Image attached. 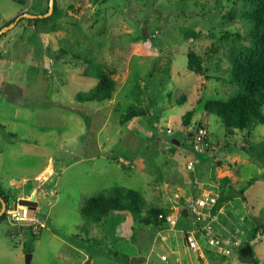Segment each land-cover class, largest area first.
Segmentation results:
<instances>
[{
    "label": "rangeland",
    "instance_id": "rangeland-1",
    "mask_svg": "<svg viewBox=\"0 0 264 264\" xmlns=\"http://www.w3.org/2000/svg\"><path fill=\"white\" fill-rule=\"evenodd\" d=\"M22 1L0 0V28L24 10L47 12V0ZM56 3H72L77 11L36 20L23 16L0 33V87L7 90L0 95V120L36 140L22 142L19 154H0V182L8 187L2 189L10 205L30 188L39 199L30 221L18 225L0 218V264H27V253H32L30 264H130L127 255L140 264H252L240 260L237 251L225 256L189 250L178 223L157 227L126 210H114L98 222L81 215L86 198L116 185L141 192L143 216L150 207L170 215L174 192L187 198L198 194L190 181L194 175L201 179L198 169L206 160L198 147L219 151L225 203L221 232H231L242 244L252 241L254 264H264V240L253 234L252 224L264 222V122L228 135L217 116L198 103L225 99L237 90L226 72L235 47L246 43L249 5L245 0ZM190 51L200 57L201 71L187 67ZM98 64L118 69L114 97L78 101L75 94L96 82ZM16 92L29 120L14 121L8 102L16 100L10 97ZM130 107L147 113L122 122ZM188 109L194 112L184 124L181 116ZM202 125L206 134L197 141ZM7 141L0 140V148ZM226 142L234 148H226ZM47 152L55 171L35 180ZM233 175L237 182L230 183ZM11 177L18 187L9 184Z\"/></svg>",
    "mask_w": 264,
    "mask_h": 264
},
{
    "label": "trees",
    "instance_id": "trees-1",
    "mask_svg": "<svg viewBox=\"0 0 264 264\" xmlns=\"http://www.w3.org/2000/svg\"><path fill=\"white\" fill-rule=\"evenodd\" d=\"M245 2L249 5L245 14L250 20L245 32L244 39H246V43L235 47L231 65L226 72L227 80L236 86L237 90L225 99L209 98L198 102L205 112L217 116L216 118L220 120L228 135H234L238 130L246 129L248 131L256 123L264 122V0H245ZM48 3L49 0H47V6ZM53 8L51 15L47 16L48 18L53 17L54 13L59 16H68L76 13L73 12L74 8H76L74 4H70L68 7H59L56 0H54ZM74 11L77 10L75 9ZM38 18L37 16L35 20ZM187 56V67L195 71H201L202 64H200V57L193 51L188 52ZM85 62L89 63L88 60ZM94 71L96 74V82L89 90L75 94V98L78 101L103 102L114 97L118 75L117 68L98 64ZM193 112V109H188L181 116L184 124L190 123ZM146 113L144 107H130L122 114V122ZM202 126L206 127L205 125ZM0 127H2L1 123ZM226 144L227 146L230 145L229 143ZM197 149L199 151H209V149L201 147ZM0 195L6 202V209L0 215V218H3L7 216L6 210L11 205L8 195L1 186ZM144 205V198L139 190L116 185L107 192H99L86 198L80 211L82 217L87 222H98L114 210H126L134 218L139 219L140 222H153L157 227L168 224L167 218L169 211L167 209L150 207L148 209V216L146 217L143 216ZM160 214H162V217H159ZM263 224L259 223L255 227L253 231L254 235L260 230L261 226L264 228ZM236 251L239 253V259L243 262L249 263L253 261L252 264L255 263L252 241H246L244 244H241ZM126 259L129 260L130 264H140V259L133 256L127 255Z\"/></svg>",
    "mask_w": 264,
    "mask_h": 264
},
{
    "label": "crops",
    "instance_id": "crops-1",
    "mask_svg": "<svg viewBox=\"0 0 264 264\" xmlns=\"http://www.w3.org/2000/svg\"><path fill=\"white\" fill-rule=\"evenodd\" d=\"M33 13H35V12H33ZM0 55H2V52H0ZM2 89L6 90V87H3V86L0 87V95H1V92H3ZM12 90H14V89H12ZM6 94L9 96L8 93H6ZM16 95H18V96H16ZM10 97L12 99H16L15 101H9L8 102L9 105H10L11 111H12L11 113L13 115V118L15 119L14 121L19 119L20 117L28 119L27 117H25V114L22 113V110H23L24 106H23L22 102L19 100V98L22 97V96L19 95L16 92V93L11 94ZM17 99H18V102H17ZM142 115H137V116H134V117H142ZM21 120H23V119H21ZM0 123L2 124V127H0V129L4 130L3 132H0V135H1L0 136V140H2L3 138H4V142H6L8 140L7 141L8 143L5 144V147L4 148H0V154H2V153L6 154L8 152L7 150L11 151L8 154H11V155H14V153L15 154L16 153L19 154V150L18 149H19V146L21 147V143L22 142L25 141L26 144L29 145V144H32L33 142L36 141L35 138H31L29 135H27V134L25 135L24 133L22 134L18 130H16L15 128H12V130L7 129L6 128V124H5L4 121L0 120ZM234 135L236 136V133ZM228 142H231V141L229 140ZM228 142H226V143H228ZM226 143H224L226 148H228V149L229 148L230 149L234 148L231 145L227 146ZM9 144H11L12 146H9ZM14 144L17 145V146L15 147ZM22 146H25V145L23 144ZM196 150H198V149H196ZM201 152H203L206 155V160L204 159L202 161L201 166L198 169L199 171L197 173V176H200L201 179L200 180L195 179V175H194V177L190 178V181H194L195 182L194 184H195V186H196V188L198 190V194L193 195V197L187 198V197H185L183 195V193L182 194L177 193V192L173 193L174 194L173 196L176 197V200L173 201L174 206H173V211H172V213H176L177 212L176 213L177 214V222H175V223L176 224L178 223V226H177L178 230H180L182 236H184V231L186 229L190 228L192 226V224H193V223H191L192 222V217L190 215L191 212H190V209H189L190 202L193 201L198 196H201V195L203 196L204 193H211L212 195H214L217 198L216 203H215L214 207L212 208V211L217 214V219H216V221H214L212 223L214 224L215 231H216V233L219 236H227V235H229V233L221 232L220 223H219L221 221V219H222V214L225 213V203H223L224 202L223 201V197H221L222 196V193H221L222 192V184L220 182L221 178L224 177L222 174H220V173L223 172V170L218 168V166L216 164L217 155H218L217 153L219 151H217V150L210 151V149H209V151H203L202 150ZM210 156H211V158L209 159ZM191 160H193V159H191ZM195 163H196V161L194 160L193 166H195ZM212 163H215L216 165L215 166L213 165V167H210V166L208 167V165L212 164ZM46 164H47V166L51 167V171L43 170L44 166L47 167ZM53 166H54V164H53L52 156H51V154L49 152H47V154L45 155V160H43V164L41 166H38L39 170L37 169L38 171L36 170L37 172L33 176L34 179L37 180L41 175H43V176L48 178V176L51 175L55 171V167H53ZM225 177L229 178L230 175L225 176ZM235 178H236L235 175H233L232 179L229 180L230 183H233V180ZM20 179L22 181H24L25 177L22 176ZM234 181L237 182V179L234 180ZM9 184L13 185V186L15 185L17 187L19 185V183H17L16 180L14 178H12V177H11V181H10ZM228 184H229V182H228ZM0 186L2 188H5V187L8 188L7 186H3L1 184V182H0ZM36 188H37V185H36ZM184 190H185L184 193L187 194V189H184ZM34 192H35L34 189H31V188L29 189V192H26V193L19 192V194L15 195L16 196L14 198L15 200H12L13 203L11 204V206H15L17 204V201H18L19 198H32L33 201H35V203H33L32 206L39 207V199H38L37 196L35 198V193ZM252 224H253V231H254L255 227H257L259 223H255L254 224V222H253ZM261 227H263V226H261ZM261 227H260V229H261ZM230 234H231V232H230ZM257 234H258V232L256 233V237H258ZM184 240H185V238H184ZM185 243L188 246V249L191 250V247H189V245H188L186 240H185ZM200 245H201L200 248H198L196 250L195 249H192V250H194V251H196L198 253H201L203 255L207 252V250L208 251L210 250V251H213V252L214 251L218 252L217 250H215V247L209 246L204 239H200Z\"/></svg>",
    "mask_w": 264,
    "mask_h": 264
},
{
    "label": "built area",
    "instance_id": "built-area-1",
    "mask_svg": "<svg viewBox=\"0 0 264 264\" xmlns=\"http://www.w3.org/2000/svg\"><path fill=\"white\" fill-rule=\"evenodd\" d=\"M206 134V127L201 126L196 133L195 139L204 140ZM204 148V147H201ZM194 160L188 162L189 167H193ZM44 179L47 177L41 175L37 180ZM217 198L211 193H204L203 196L196 197L189 204L190 215L192 217V226L184 231L185 240L187 241L191 249H198L201 247L200 239H204L209 246L215 247V250L222 255H232L234 251L242 244L241 240L233 234L227 236H219L214 228L212 222L216 221L217 214L212 211L216 203ZM7 217L10 219L12 224H22L24 222L32 220L30 216V207L24 204L17 203L15 206H11L7 210ZM177 213V212H176ZM171 213L167 222L169 224H176L177 214ZM162 217V214L159 215ZM258 238L264 240V228L262 227L258 231ZM161 259L166 260L167 255L162 254Z\"/></svg>",
    "mask_w": 264,
    "mask_h": 264
},
{
    "label": "water",
    "instance_id": "water-1",
    "mask_svg": "<svg viewBox=\"0 0 264 264\" xmlns=\"http://www.w3.org/2000/svg\"><path fill=\"white\" fill-rule=\"evenodd\" d=\"M24 2L25 1L23 0V3ZM53 7H54V0H49L47 12L44 14H35V13H30V12L24 11V12L18 14L12 22L2 26L0 28V33L4 32L5 30L14 26L22 16H27L29 18H36L37 16L42 17V16H47V14L50 15L54 9ZM0 58H1V55H0ZM0 201H1V208H0V215H1V214H3L4 210L6 209V202L1 195H0ZM17 203L27 205L30 207V209H32V208H34V206H32V204L35 203V201H33L32 198L31 199L30 198H19ZM25 258H26V263L30 264L31 258H32V253H27Z\"/></svg>",
    "mask_w": 264,
    "mask_h": 264
}]
</instances>
